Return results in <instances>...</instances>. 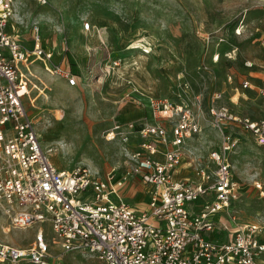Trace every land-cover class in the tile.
<instances>
[{
    "label": "built area",
    "instance_id": "2783aa9c",
    "mask_svg": "<svg viewBox=\"0 0 264 264\" xmlns=\"http://www.w3.org/2000/svg\"><path fill=\"white\" fill-rule=\"evenodd\" d=\"M254 6L264 10V0H254ZM24 25L15 0H0V215L11 229L36 228L28 247L0 243V264H67L66 254L96 264H264V221L239 225L229 216L239 198L229 159L237 144L235 130L264 152V86L239 82L244 93L255 92L260 99L256 117L226 106L223 91L210 93L207 112L221 131V142L209 152L206 165L193 162V177L178 179L176 173L200 125L188 105L167 99L152 100L150 122L115 125L106 132L108 142L136 140L134 151L124 148L125 170L59 169L50 150L41 146L25 106L29 77H34L28 66L40 61L48 75L64 79L69 87L76 86L77 76L68 48L63 45L54 62V51L46 49L40 36V22L29 25L31 47L19 32ZM242 25L239 20L237 35ZM205 40L208 45L209 36ZM228 84H233L230 76ZM139 190L140 208L128 202L138 198L133 194ZM46 224L51 240L42 228Z\"/></svg>",
    "mask_w": 264,
    "mask_h": 264
},
{
    "label": "rangeland",
    "instance_id": "374dc122",
    "mask_svg": "<svg viewBox=\"0 0 264 264\" xmlns=\"http://www.w3.org/2000/svg\"><path fill=\"white\" fill-rule=\"evenodd\" d=\"M46 2L41 6L36 0H15L24 16L25 25L19 31L24 44L31 47L29 25L39 21L45 47L68 48L73 70L81 79L71 88L40 73L42 82L34 83L44 94L34 89V107L27 102L41 146L50 150L49 158L59 169L85 166L102 173L119 165L125 170L124 148L134 151L136 140L108 142L106 132L115 125L150 122L155 99L185 103L192 109L201 132L187 142L186 161L194 159L200 165L221 142V131L207 112L213 90L224 91L222 102L235 113L259 114L258 96L244 93L239 85L248 79L253 86H264V76L257 74L264 73V10L256 8L254 0ZM239 20L243 27L237 35L234 29ZM246 61L253 64L251 69L244 66ZM235 132L237 144L229 159L239 198L229 216L239 225L264 221V152L251 137ZM141 198L128 202L140 208ZM42 228L53 239L50 226ZM35 230L11 229L0 215L2 244L28 247ZM64 258L67 264H96L79 255Z\"/></svg>",
    "mask_w": 264,
    "mask_h": 264
},
{
    "label": "crops",
    "instance_id": "0c3cea01",
    "mask_svg": "<svg viewBox=\"0 0 264 264\" xmlns=\"http://www.w3.org/2000/svg\"><path fill=\"white\" fill-rule=\"evenodd\" d=\"M28 37H30V36H28ZM46 49L47 50H52V51H54V53H55V56H54V59H53V61L54 62H58L59 60H60V51H59V49H55V48H51V47H46ZM70 53L68 52V58H69V60H70V63H71V61H72V56L71 55H69ZM57 58V60L55 61V59ZM28 69H29V71L31 72V74H33V76L34 77H29V82H30V84H29V95H28V97H26L25 99H24V101H25V106H26V108H27V102H29L30 103V105L32 106V107H34V105H33V103L35 102V98H32L31 96V94H32V91H34V89L36 90V91H39V93H41V94H44L43 92H44V90L42 91L41 89H39L38 87H37V85L34 83V82H42L41 80H40V78H39V75H40V73H44V74H47L45 71H44V69H43V66H42V64H41V62L40 61H35L34 63H32L30 66H28ZM22 70H23V72H25V73H27L28 71L26 70V68H22ZM71 70H72V73L73 74H75L76 76H77V84H78V82H81V79H80V77H79V75H78V73L76 72V71H74L73 70V66L71 67ZM27 71V72H26ZM29 72V73H30ZM257 74H259L261 77L262 76H264V73H257ZM48 75V74H47ZM50 76V75H49ZM52 77V76H51ZM55 79H57L58 81H60V82H65V84L67 85V83H66V81L64 80V79H62V78H59V77H54ZM76 84V85H77ZM68 86V85H67ZM69 87V86H68ZM72 88V87H71ZM40 91H42V92H40ZM224 92V91H223ZM224 98H225V93H224ZM223 98V99H224ZM259 115V114H258ZM257 115V116H258ZM151 119V118H150ZM220 145V144H219ZM212 150V149H211ZM210 150V151H211ZM209 155V154H208ZM207 160H208V158H207ZM207 160L204 162V163H202V165H206L207 163ZM184 161H186V159L184 160ZM194 162V159H193V161L191 160V161H186V162H184V163H182L181 164V166L178 168V171H177V173H176V177L178 178V179H182V178H185L186 176H191V177H193V175H194V172H195V169H196V165L193 163ZM119 166V165H118ZM118 166H114V167H118ZM58 168V167H57ZM113 168V167H112ZM111 169V168H110ZM110 169H108V170H105V171H103L102 173H106L107 171H109ZM142 190H139V193H136V194H133V195H136V197H142V194H140V192H141ZM135 191L133 190V191H131V193H134Z\"/></svg>",
    "mask_w": 264,
    "mask_h": 264
}]
</instances>
